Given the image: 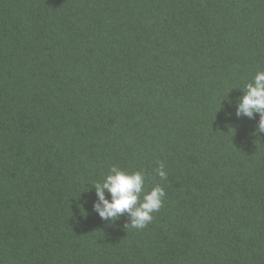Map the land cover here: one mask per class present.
I'll list each match as a JSON object with an SVG mask.
<instances>
[{
	"label": "trees",
	"instance_id": "obj_1",
	"mask_svg": "<svg viewBox=\"0 0 264 264\" xmlns=\"http://www.w3.org/2000/svg\"><path fill=\"white\" fill-rule=\"evenodd\" d=\"M259 71L264 0H0V264H264ZM113 166L143 229L92 210Z\"/></svg>",
	"mask_w": 264,
	"mask_h": 264
},
{
	"label": "clouds",
	"instance_id": "obj_2",
	"mask_svg": "<svg viewBox=\"0 0 264 264\" xmlns=\"http://www.w3.org/2000/svg\"><path fill=\"white\" fill-rule=\"evenodd\" d=\"M245 88L235 107V116L252 119L258 114L256 131L264 132V71L257 72ZM156 174L161 180L166 179L167 174L162 163L157 167ZM144 183L145 177L141 172L129 174L113 166L102 181L93 185L97 201L93 202L92 210L99 218L108 222L116 221L122 214L127 213L130 221L127 225L143 229L153 220L152 214L162 207L165 196L160 185L145 192ZM105 192L110 198H106Z\"/></svg>",
	"mask_w": 264,
	"mask_h": 264
}]
</instances>
